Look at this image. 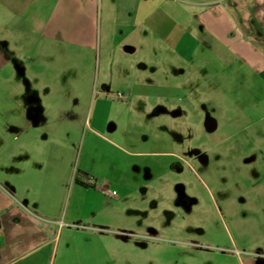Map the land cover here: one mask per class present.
Wrapping results in <instances>:
<instances>
[{
    "label": "crops",
    "instance_id": "0c3cea01",
    "mask_svg": "<svg viewBox=\"0 0 264 264\" xmlns=\"http://www.w3.org/2000/svg\"><path fill=\"white\" fill-rule=\"evenodd\" d=\"M177 63L187 97L217 84L243 130H264V0H0V264H78L60 260V238L67 223L96 231L106 178L124 188L148 172L130 166L151 170L141 157H179L141 149L129 118Z\"/></svg>",
    "mask_w": 264,
    "mask_h": 264
},
{
    "label": "rangeland",
    "instance_id": "374dc122",
    "mask_svg": "<svg viewBox=\"0 0 264 264\" xmlns=\"http://www.w3.org/2000/svg\"><path fill=\"white\" fill-rule=\"evenodd\" d=\"M95 54L93 61L98 59ZM73 56L64 60L67 76L77 73ZM90 57L87 54L85 60L91 62ZM152 69L149 62L140 72L151 76ZM157 69L154 90L161 86L160 97L134 98L129 118L136 125L131 129L146 141L141 149H149L153 139L160 150L174 151L181 159L141 157L154 176L148 168L130 166L132 173L148 172L135 178L132 174L124 188L106 178L101 184L106 194L97 195L104 209L90 225L96 231H84L79 224L75 227L82 231L70 232L67 223L58 247L60 260L264 264V130H243L246 117L217 84L209 83L206 94L187 97L196 84L186 83L180 63ZM207 118L214 122L210 129ZM123 194L125 198L118 200Z\"/></svg>",
    "mask_w": 264,
    "mask_h": 264
},
{
    "label": "trees",
    "instance_id": "16d2710c",
    "mask_svg": "<svg viewBox=\"0 0 264 264\" xmlns=\"http://www.w3.org/2000/svg\"><path fill=\"white\" fill-rule=\"evenodd\" d=\"M75 180L83 185H86V186H93V183L89 180L87 181H84V180H81L79 176H76L75 177Z\"/></svg>",
    "mask_w": 264,
    "mask_h": 264
},
{
    "label": "water",
    "instance_id": "95a60500",
    "mask_svg": "<svg viewBox=\"0 0 264 264\" xmlns=\"http://www.w3.org/2000/svg\"><path fill=\"white\" fill-rule=\"evenodd\" d=\"M205 125L208 129L212 128L214 126V122L212 119L210 118H207L206 121H205Z\"/></svg>",
    "mask_w": 264,
    "mask_h": 264
},
{
    "label": "built area",
    "instance_id": "2783aa9c",
    "mask_svg": "<svg viewBox=\"0 0 264 264\" xmlns=\"http://www.w3.org/2000/svg\"><path fill=\"white\" fill-rule=\"evenodd\" d=\"M117 96L119 97V98H124V93L123 92H120V91H118L117 92ZM111 194H114L115 193V191H112V192H110Z\"/></svg>",
    "mask_w": 264,
    "mask_h": 264
}]
</instances>
